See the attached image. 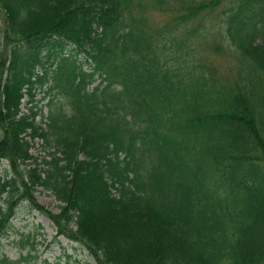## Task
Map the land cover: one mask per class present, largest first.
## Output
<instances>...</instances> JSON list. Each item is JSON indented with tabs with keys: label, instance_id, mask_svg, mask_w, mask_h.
<instances>
[{
	"label": "trees",
	"instance_id": "obj_1",
	"mask_svg": "<svg viewBox=\"0 0 264 264\" xmlns=\"http://www.w3.org/2000/svg\"><path fill=\"white\" fill-rule=\"evenodd\" d=\"M223 1L0 0V246L28 200L97 264H264V0L230 7L221 45L189 23ZM42 46L68 102L38 120ZM202 47L230 49L228 71Z\"/></svg>",
	"mask_w": 264,
	"mask_h": 264
},
{
	"label": "rangeland",
	"instance_id": "obj_2",
	"mask_svg": "<svg viewBox=\"0 0 264 264\" xmlns=\"http://www.w3.org/2000/svg\"><path fill=\"white\" fill-rule=\"evenodd\" d=\"M238 0H224L220 6H218L214 11L205 12V14L198 15L197 18L193 19L189 23V27L192 25L199 26V29L211 33H215L218 37H214L219 44L225 43L223 40L227 41L226 38L220 36V29L224 26V20L230 13V7L237 4ZM164 14V13H163ZM157 11H151L149 13L150 22L157 27L164 21V15ZM2 11L0 10V20L2 19ZM0 33H1V23H0ZM210 33V34H211ZM223 39V40H222ZM72 46L67 44L62 52L64 55L70 54ZM212 49L200 48L202 52H199L200 58L202 56H209L211 60H215L217 63L221 61L220 71H228L230 63L234 58L233 53L230 49H224L221 53H218L213 47ZM47 46H42L40 57L45 62V65L38 67L37 71L44 75L46 69L48 70V80L44 83L36 82L34 87V99L32 101L33 105H36V109H41V114L37 117L40 120L42 117L45 118L49 112V101L51 98L55 100L60 99L64 101L67 106L68 97L64 93H60V84L57 87L54 86V79H52V70L57 64L58 60L61 58L58 55L56 58L52 54L48 57ZM206 49V50H203ZM79 62H82L85 69H89V64L86 56L83 53L77 55ZM98 83V81L96 82ZM94 83V84H96ZM93 84L90 86L92 87ZM29 95H25L22 99V110H27L29 103ZM1 136V133H0ZM31 153L35 156H39V161H41V156H46L49 151L48 148L44 147L41 139L37 138L33 141V145L30 149ZM25 167V164L22 165ZM10 169L8 160H0V175H3L6 170ZM11 175V173H10ZM37 200L46 206L49 210L58 212L61 203L60 200L50 191L39 187L36 192ZM8 235L2 238L0 253L8 255L10 258L19 260L22 255L29 256L23 259L17 264H45L44 260H47L50 264H97L95 258L89 253L87 249L81 246L80 243L71 240L64 235H57V227L54 221L46 214L38 211L37 209L31 207L28 200H24L16 213V215L11 220V227L8 231ZM22 238L29 239L26 247L17 244ZM34 245V246H33ZM33 246V247H32ZM30 248L32 249L31 255H28Z\"/></svg>",
	"mask_w": 264,
	"mask_h": 264
}]
</instances>
